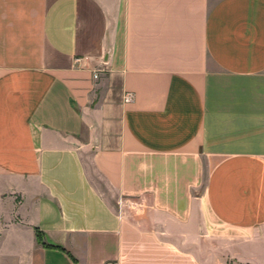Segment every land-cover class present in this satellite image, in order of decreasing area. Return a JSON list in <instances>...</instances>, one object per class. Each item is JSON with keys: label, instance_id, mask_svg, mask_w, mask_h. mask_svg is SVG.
Returning <instances> with one entry per match:
<instances>
[{"label": "crops", "instance_id": "crops-1", "mask_svg": "<svg viewBox=\"0 0 264 264\" xmlns=\"http://www.w3.org/2000/svg\"><path fill=\"white\" fill-rule=\"evenodd\" d=\"M0 264H264V0H0Z\"/></svg>", "mask_w": 264, "mask_h": 264}, {"label": "built area", "instance_id": "built-area-1", "mask_svg": "<svg viewBox=\"0 0 264 264\" xmlns=\"http://www.w3.org/2000/svg\"><path fill=\"white\" fill-rule=\"evenodd\" d=\"M98 78V76L97 75H95V79H97ZM134 101V95L132 94V93H127L126 95H125V97H124V102L126 103V104H130V103H132ZM122 205L120 204V207H121ZM130 206H134L133 205V203H130Z\"/></svg>", "mask_w": 264, "mask_h": 264}, {"label": "trees", "instance_id": "trees-1", "mask_svg": "<svg viewBox=\"0 0 264 264\" xmlns=\"http://www.w3.org/2000/svg\"><path fill=\"white\" fill-rule=\"evenodd\" d=\"M40 238L39 234H38V239Z\"/></svg>", "mask_w": 264, "mask_h": 264}]
</instances>
